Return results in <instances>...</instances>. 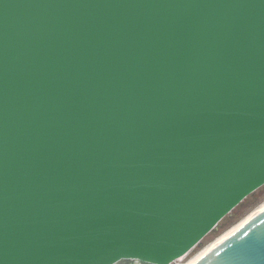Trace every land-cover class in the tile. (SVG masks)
<instances>
[{
    "label": "water",
    "instance_id": "1",
    "mask_svg": "<svg viewBox=\"0 0 264 264\" xmlns=\"http://www.w3.org/2000/svg\"><path fill=\"white\" fill-rule=\"evenodd\" d=\"M263 186L264 0H0V264H172Z\"/></svg>",
    "mask_w": 264,
    "mask_h": 264
},
{
    "label": "rangeland",
    "instance_id": "2",
    "mask_svg": "<svg viewBox=\"0 0 264 264\" xmlns=\"http://www.w3.org/2000/svg\"><path fill=\"white\" fill-rule=\"evenodd\" d=\"M264 201V187L259 189L258 191L254 192L253 196L243 204V207L239 209V211L235 214V217H231L230 223L227 225V227H224L223 229H216L214 232L218 231L219 233L217 236H207L195 250H193L191 253H189L187 256L179 258V261L176 264H182L186 262L189 258H191L193 255H195L197 252H199L204 246H206L209 242L214 240L216 237H218L220 234H222L224 231H226L228 228H230L232 225H234L236 222H238L241 218H243L247 213H249L252 209H254L256 206H258L260 203Z\"/></svg>",
    "mask_w": 264,
    "mask_h": 264
},
{
    "label": "bare ground",
    "instance_id": "3",
    "mask_svg": "<svg viewBox=\"0 0 264 264\" xmlns=\"http://www.w3.org/2000/svg\"><path fill=\"white\" fill-rule=\"evenodd\" d=\"M264 209V201L252 209L249 213H247L243 218H241L238 222L216 237L214 240L209 242L204 248H202L199 252L189 258L186 262L182 264H193L197 260H199L202 256H204L207 252L213 249L217 244L223 241L225 238L233 234L236 230H238L242 225H244L248 220H250L254 215Z\"/></svg>",
    "mask_w": 264,
    "mask_h": 264
},
{
    "label": "trees",
    "instance_id": "4",
    "mask_svg": "<svg viewBox=\"0 0 264 264\" xmlns=\"http://www.w3.org/2000/svg\"><path fill=\"white\" fill-rule=\"evenodd\" d=\"M264 187V186H263ZM263 187H261V188H263ZM260 188V189H261ZM258 191V190H257ZM254 194V193H253ZM253 194H251L248 198H246L242 203H240L239 204V206H237L236 207V209L235 210H233L232 211V213L229 215V216H227V217H225L220 223H219V225H218V227H219V229H223L224 227H227V225L230 223V221L231 220H229V219H231V217H235V214L239 211V209L241 208V207H243V204L244 203H246L252 196H253ZM218 229V228H217ZM219 231V230H218ZM218 231H216V232H213V233H211L210 235L211 236H217V234L219 233Z\"/></svg>",
    "mask_w": 264,
    "mask_h": 264
},
{
    "label": "snow or ice",
    "instance_id": "5",
    "mask_svg": "<svg viewBox=\"0 0 264 264\" xmlns=\"http://www.w3.org/2000/svg\"><path fill=\"white\" fill-rule=\"evenodd\" d=\"M152 257L150 256H144V257H141L140 260L143 261V264H151L152 262ZM139 264V262H138Z\"/></svg>",
    "mask_w": 264,
    "mask_h": 264
},
{
    "label": "built area",
    "instance_id": "6",
    "mask_svg": "<svg viewBox=\"0 0 264 264\" xmlns=\"http://www.w3.org/2000/svg\"><path fill=\"white\" fill-rule=\"evenodd\" d=\"M178 261H179V259H178V260H176V261H174L172 264H176Z\"/></svg>",
    "mask_w": 264,
    "mask_h": 264
}]
</instances>
